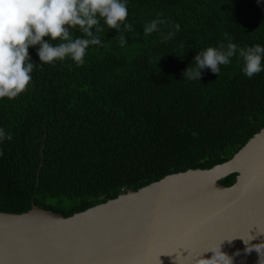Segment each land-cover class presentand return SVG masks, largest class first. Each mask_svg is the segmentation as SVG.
Listing matches in <instances>:
<instances>
[{
	"label": "trees",
	"instance_id": "1",
	"mask_svg": "<svg viewBox=\"0 0 264 264\" xmlns=\"http://www.w3.org/2000/svg\"><path fill=\"white\" fill-rule=\"evenodd\" d=\"M127 8V43L101 20L104 46L90 45L82 66L70 58L43 65L39 45L28 49L42 67L25 92L0 99V128L13 136L0 141V211L34 204L67 217L223 163L264 128V70L248 78L238 51L218 76L208 68L200 80L183 76L199 51L226 37L238 48L264 46V0H127ZM157 18L167 23L144 35ZM71 33L84 37L78 26Z\"/></svg>",
	"mask_w": 264,
	"mask_h": 264
},
{
	"label": "water",
	"instance_id": "2",
	"mask_svg": "<svg viewBox=\"0 0 264 264\" xmlns=\"http://www.w3.org/2000/svg\"><path fill=\"white\" fill-rule=\"evenodd\" d=\"M230 173L234 183L220 184ZM261 244L264 128L223 163L168 174L67 217L34 204L0 211V264H197L218 246L231 264H264Z\"/></svg>",
	"mask_w": 264,
	"mask_h": 264
},
{
	"label": "clouds",
	"instance_id": "3",
	"mask_svg": "<svg viewBox=\"0 0 264 264\" xmlns=\"http://www.w3.org/2000/svg\"><path fill=\"white\" fill-rule=\"evenodd\" d=\"M162 15L159 13L158 17ZM127 16V0H0V99H12L25 92L34 68L42 67L30 62V47L39 45L37 55L43 65L70 58L77 66H82L90 45L104 46L98 35L103 31L101 20L110 29L118 30L121 47L127 43L124 33L134 30L133 25L126 22ZM166 23L163 19H153L143 26V33L150 35L160 31L159 26ZM77 26L83 38L72 35L71 29ZM174 27L179 31V24ZM174 35L175 32H169L167 38ZM226 39V45L222 43L219 47L199 51L194 65L183 73L184 78L200 80L201 70L205 68L218 76L220 66L228 65L237 51L243 60L242 72L248 78L264 70V46L238 48L230 38ZM50 40L59 42L53 45ZM5 138L12 140V133L0 128V141ZM205 252H212V257L202 258ZM205 252L200 254L197 264H231L220 246Z\"/></svg>",
	"mask_w": 264,
	"mask_h": 264
}]
</instances>
